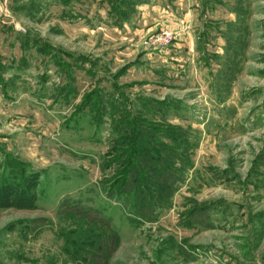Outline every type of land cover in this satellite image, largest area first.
Returning a JSON list of instances; mask_svg holds the SVG:
<instances>
[{"label":"rangeland","instance_id":"rangeland-1","mask_svg":"<svg viewBox=\"0 0 264 264\" xmlns=\"http://www.w3.org/2000/svg\"><path fill=\"white\" fill-rule=\"evenodd\" d=\"M246 1L234 32L202 46L211 57L190 55L189 80L130 87L143 76L123 74L136 55L113 6L103 19L66 0H0V264H264V0ZM156 38L154 50L171 43ZM115 87L152 101L129 108L138 128L76 120L86 92ZM161 142H175L180 175L141 217L158 169L137 162Z\"/></svg>","mask_w":264,"mask_h":264},{"label":"crops","instance_id":"crops-1","mask_svg":"<svg viewBox=\"0 0 264 264\" xmlns=\"http://www.w3.org/2000/svg\"><path fill=\"white\" fill-rule=\"evenodd\" d=\"M66 2V8L73 10L102 9L101 14L98 13L103 19L108 16V10L112 6L120 8L119 16L113 13L115 28L120 31L117 36L121 37L122 42L130 41L131 55H136L133 60H123L125 67L129 64L123 74L136 72L143 76L139 78L140 80L131 81L130 87L151 83L159 85L164 82L170 84L171 81L182 80L181 78H184L183 81L189 80L188 76H192L193 69L189 63L190 55L194 52L202 53L201 63L204 62V58L211 57L210 54L204 55L206 49L202 46L207 45V41L219 42L229 37L241 19L240 9L245 11L244 8L248 4L246 0H73V2L66 0ZM75 3L79 8L74 6ZM94 14H86L80 18L89 23L94 20L92 19ZM75 22L76 20L73 21ZM162 32L171 33V43L161 50H154L153 38ZM123 37L128 38L123 41ZM122 46L126 48L127 44L122 43L121 48ZM215 54L219 55L217 51ZM123 55L130 54L125 52ZM7 84L8 79L1 83L3 95L7 93Z\"/></svg>","mask_w":264,"mask_h":264},{"label":"trees","instance_id":"trees-1","mask_svg":"<svg viewBox=\"0 0 264 264\" xmlns=\"http://www.w3.org/2000/svg\"><path fill=\"white\" fill-rule=\"evenodd\" d=\"M113 11L116 15L118 16L120 15V8H118V6H114ZM45 48H46L45 45L42 46L39 50L40 53L41 52L46 53L47 51L45 50ZM61 94H63L62 99L66 101L69 99V96H71L72 94H73V98L76 97L77 91L75 86L73 85V82L72 83L70 82L66 87H64V89H62L61 91ZM136 101L145 102V103L152 102L149 99H139ZM135 102L134 101L132 102L130 98L125 94V92H123L121 89L118 90L116 87L115 90L109 91L107 95L101 93L100 91L93 90L85 93L82 102L79 105H77V110L76 113H74V116L78 121L81 119L82 116L80 115L81 113L84 114L88 112L94 117L97 114H100V119L104 120L105 122H107L106 120H108L109 121L108 123L111 124L116 134L120 135L122 127L126 126L127 123L131 124L132 130H134V128H138V119L136 113H133L132 110L129 109L132 107L135 108V104H136ZM152 126L158 129L157 125L154 124ZM158 132L163 133L164 138L168 140H174L176 139V137L181 136L180 132L178 133L177 131L171 129L168 126L167 127L163 126L159 128ZM157 142L156 144L158 145ZM174 143H172V145H174ZM143 144H145V142ZM159 145H161V148L163 150L162 152L160 150L158 151L156 150V153H154L152 157H149L147 156L148 151H144L141 154L142 156L140 157V160L137 162V164L141 163V165H144L143 163L146 162L144 165L146 166L147 162L151 161L152 163L151 165L152 166L154 165L155 166L154 168L158 169V171L154 174L155 177L153 179H150L149 182L147 181V183H145L146 184L145 191L148 192L149 196L147 197L145 195H137L138 198H136V201L138 203L136 206L140 214L139 216L141 217L148 216L146 214L147 206L149 207L151 205H154L155 207L159 206L161 208L167 206L168 203L166 201L165 196L170 188L168 177L172 178L174 175H180V173L176 172L175 169V165L177 164L175 163L174 160L178 159L177 157L178 153L176 152V150L172 149L171 148L172 145L169 144H162L161 142V144ZM154 158L155 160H153ZM132 160L134 161L132 162ZM131 163L132 165L135 166L136 164L135 156H132ZM131 173H133V169H131ZM135 173L137 174V172ZM161 182L163 183L162 187L159 186ZM152 189L157 191V194L160 195H157L156 197L155 196L152 197V194L156 193V192H152L151 191ZM148 198L151 201L150 203L146 202ZM212 207L213 206L210 205L209 208Z\"/></svg>","mask_w":264,"mask_h":264},{"label":"built area","instance_id":"built-area-1","mask_svg":"<svg viewBox=\"0 0 264 264\" xmlns=\"http://www.w3.org/2000/svg\"><path fill=\"white\" fill-rule=\"evenodd\" d=\"M172 40L171 33L169 32H162L161 35H159L156 38V42L159 43L158 45H164L169 43Z\"/></svg>","mask_w":264,"mask_h":264}]
</instances>
